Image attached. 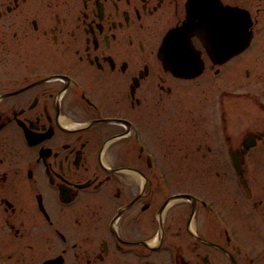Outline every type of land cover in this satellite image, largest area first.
<instances>
[{
  "label": "flooded vegetation",
  "instance_id": "flooded-vegetation-1",
  "mask_svg": "<svg viewBox=\"0 0 264 264\" xmlns=\"http://www.w3.org/2000/svg\"><path fill=\"white\" fill-rule=\"evenodd\" d=\"M0 264H264V0H0Z\"/></svg>",
  "mask_w": 264,
  "mask_h": 264
},
{
  "label": "water",
  "instance_id": "water-1",
  "mask_svg": "<svg viewBox=\"0 0 264 264\" xmlns=\"http://www.w3.org/2000/svg\"><path fill=\"white\" fill-rule=\"evenodd\" d=\"M189 11L190 9L188 10V19L182 25L171 28L170 30L166 32L163 38V41L161 43V46L159 48L160 57L163 58L166 65L170 67L171 69L183 71L182 73H186L184 72L185 70L188 71L187 68H185L186 66L183 67L182 64H179V61L183 58V56L178 53V50L180 46H184V44H188L189 42L188 35L192 33V29H194L195 27L201 31L204 44L212 55H214L216 51L219 53H221L222 51L225 53L228 52L227 55L231 56L233 53H236V52H233L232 49L226 50L224 48V50H222V48L219 47V44L217 45L214 34H216V31L220 33L221 30H224L227 26H229V28L232 27L231 19L232 17L238 14L239 15V30L241 33H243V34H240V48L243 47V45H245V43L247 42V39H248L247 18H245L244 19L245 22L242 23L243 15L241 11L240 13H236V12H232L229 10L228 11L229 21L226 20V10H224L225 15L223 17L224 19L223 21L214 22V21L209 20V17L206 16L205 17L206 20L203 25H200L199 23L196 25L192 21ZM183 35H186V38L184 37L185 39H179V37ZM242 35L243 37H241ZM179 44L180 46L178 47Z\"/></svg>",
  "mask_w": 264,
  "mask_h": 264
},
{
  "label": "rangeland",
  "instance_id": "rangeland-1",
  "mask_svg": "<svg viewBox=\"0 0 264 264\" xmlns=\"http://www.w3.org/2000/svg\"><path fill=\"white\" fill-rule=\"evenodd\" d=\"M233 81H231V82H233ZM236 83H240V80H238ZM196 92H197V94H196ZM210 93H211V97H212L213 100L220 99V98L225 99V97H226V96H224V97H222V96L217 97L218 96V91L214 87L212 88V90H211ZM205 94H206V91L204 90L203 86L201 87V86L198 85L196 87V90H195V95H196L195 98L197 100V102H196L197 111H200V109H202L204 107L203 106V101L202 102H199V100H201L199 97L202 96L201 98H203V97H205ZM202 111H203V109H202ZM241 236L247 238L248 239L247 241H249L251 239V242H248V243L252 244V242H253V236H248V235H243V234ZM241 236L240 235H237V234L236 235L235 234L234 235H231V237L233 238L234 242H238V238H240Z\"/></svg>",
  "mask_w": 264,
  "mask_h": 264
}]
</instances>
